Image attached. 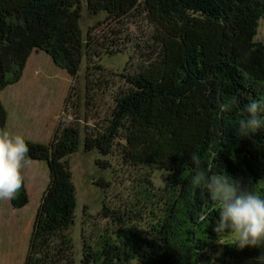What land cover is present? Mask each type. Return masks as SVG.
I'll use <instances>...</instances> for the list:
<instances>
[{
    "label": "trees",
    "instance_id": "1",
    "mask_svg": "<svg viewBox=\"0 0 264 264\" xmlns=\"http://www.w3.org/2000/svg\"><path fill=\"white\" fill-rule=\"evenodd\" d=\"M83 1L92 13L105 12L109 25L145 14L155 25L156 47L148 46L133 73L121 75L124 87L101 124L86 125L82 136L77 123L61 118L49 142L24 138L29 162L44 161L49 181L22 264H73L64 233L77 207L68 157L80 146L100 155L117 152L130 167L167 172L161 195L149 178L142 180L141 195L158 209L150 227L120 222L94 247L84 245L82 264H255L264 247L239 249L234 242L216 252L214 245L231 232L213 231L220 205L205 181L227 175L264 197V129L245 138L238 127L241 110L264 99V43L256 40L264 0H0V130L7 132L8 119L1 93L19 80L32 51L45 52L73 77L84 56L114 52L115 40H84ZM111 33L118 40L122 31ZM201 170L205 177L196 184ZM10 203H28L24 181Z\"/></svg>",
    "mask_w": 264,
    "mask_h": 264
},
{
    "label": "rangeland",
    "instance_id": "2",
    "mask_svg": "<svg viewBox=\"0 0 264 264\" xmlns=\"http://www.w3.org/2000/svg\"><path fill=\"white\" fill-rule=\"evenodd\" d=\"M82 7L80 26L84 40L88 35H93L104 45L115 40L116 45L111 48L114 52L103 53L94 59L84 56L73 77L56 66L45 52L32 51L19 80L6 86L1 93L8 112L7 132L10 135L47 143L62 118L67 123H77L83 136L86 125H99L110 116L117 91L124 87L121 75L133 73L141 61V54L148 52L150 45L151 50L156 47L153 40L155 25L145 14L136 12L124 25H109L105 12L92 13L85 1ZM111 29L122 31L117 35L118 40ZM256 40L264 43V16L259 21ZM94 65H99L100 69ZM97 159L105 161V166L97 165ZM68 162L77 207L74 222L64 233L70 238L71 245L65 253L73 264H82L84 245L94 247L105 231L113 233L122 221L141 229L150 227L158 209L154 201L141 195L142 180L149 178L154 191L161 195L167 183L166 171L130 167L122 163L117 152L100 155L97 151L85 152L82 146L68 157ZM22 174L28 203L14 208L10 200H0V264L23 263L35 213L49 181L44 161L29 162ZM100 178L104 184L97 186L95 182ZM59 242V237L53 239L54 245ZM234 242L235 234L231 233L214 247L219 252L226 243ZM52 252L56 253V250L52 249ZM134 263L139 264L136 260Z\"/></svg>",
    "mask_w": 264,
    "mask_h": 264
},
{
    "label": "clouds",
    "instance_id": "3",
    "mask_svg": "<svg viewBox=\"0 0 264 264\" xmlns=\"http://www.w3.org/2000/svg\"><path fill=\"white\" fill-rule=\"evenodd\" d=\"M245 116L239 121L242 137L264 129V99L251 100L241 110ZM29 147L22 135H10L0 130V200H12L23 185V168L29 163ZM194 161L196 158H193ZM205 177L201 170L194 177L199 184ZM207 191L212 201L220 205L215 233L235 234L239 249L264 247V197L242 188L227 175L207 178ZM255 264H264V253Z\"/></svg>",
    "mask_w": 264,
    "mask_h": 264
}]
</instances>
